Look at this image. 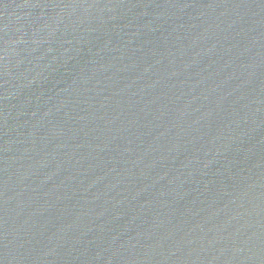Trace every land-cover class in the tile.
<instances>
[{"label":"water","instance_id":"1","mask_svg":"<svg viewBox=\"0 0 264 264\" xmlns=\"http://www.w3.org/2000/svg\"><path fill=\"white\" fill-rule=\"evenodd\" d=\"M0 264H264V0H0Z\"/></svg>","mask_w":264,"mask_h":264}]
</instances>
